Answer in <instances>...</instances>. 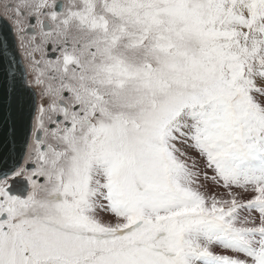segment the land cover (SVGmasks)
Masks as SVG:
<instances>
[{"label": "snow or ice", "instance_id": "obj_1", "mask_svg": "<svg viewBox=\"0 0 264 264\" xmlns=\"http://www.w3.org/2000/svg\"><path fill=\"white\" fill-rule=\"evenodd\" d=\"M5 21L0 264H264V0H2Z\"/></svg>", "mask_w": 264, "mask_h": 264}, {"label": "water", "instance_id": "obj_2", "mask_svg": "<svg viewBox=\"0 0 264 264\" xmlns=\"http://www.w3.org/2000/svg\"><path fill=\"white\" fill-rule=\"evenodd\" d=\"M0 37H3L7 41L8 45V51L10 54H14L16 61L20 64V66H23V62L20 56V53L18 51V47L16 44V39L14 34L10 31V25L8 22H0ZM8 67V61L4 59H0V79H2V73L3 70ZM19 75V73H17ZM23 143H22V137L18 134V138L15 144V151L17 154L20 153L22 150ZM8 147L6 146V140H5V133L0 132V152L7 153Z\"/></svg>", "mask_w": 264, "mask_h": 264}, {"label": "flooded vegetation", "instance_id": "obj_3", "mask_svg": "<svg viewBox=\"0 0 264 264\" xmlns=\"http://www.w3.org/2000/svg\"><path fill=\"white\" fill-rule=\"evenodd\" d=\"M0 2H2V0H0ZM15 39H16V38H15ZM16 44H17L18 51H19V53H20V56H21L22 62H23V64H24V60H23L22 54H21V52H20V49H19V46H18V42H17V41H16Z\"/></svg>", "mask_w": 264, "mask_h": 264}]
</instances>
